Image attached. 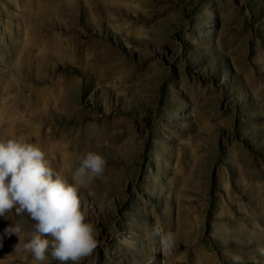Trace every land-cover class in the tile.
<instances>
[{
	"label": "rangeland",
	"instance_id": "rangeland-1",
	"mask_svg": "<svg viewBox=\"0 0 264 264\" xmlns=\"http://www.w3.org/2000/svg\"><path fill=\"white\" fill-rule=\"evenodd\" d=\"M7 139L69 183L106 159L80 264H264V0H0ZM32 225L0 217V264H32Z\"/></svg>",
	"mask_w": 264,
	"mask_h": 264
},
{
	"label": "clouds",
	"instance_id": "clouds-1",
	"mask_svg": "<svg viewBox=\"0 0 264 264\" xmlns=\"http://www.w3.org/2000/svg\"><path fill=\"white\" fill-rule=\"evenodd\" d=\"M106 164L102 155L87 152L80 157L69 183L55 173L37 144L0 140V217L14 210L33 221L27 241L22 248L18 243L15 249L31 253L32 264H44L49 256L58 264H80L90 256L99 242L95 226L86 221L81 210L78 190L101 176ZM22 232L19 223L5 229V233L15 234L18 239ZM153 234L161 235L158 228L153 229ZM172 241L171 233L161 236L165 248H170Z\"/></svg>",
	"mask_w": 264,
	"mask_h": 264
}]
</instances>
